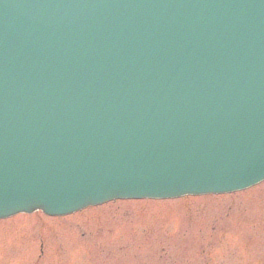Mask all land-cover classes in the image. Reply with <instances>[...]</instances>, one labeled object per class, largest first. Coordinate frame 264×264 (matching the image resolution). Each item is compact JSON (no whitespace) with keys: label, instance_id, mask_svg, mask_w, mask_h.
<instances>
[{"label":"water","instance_id":"water-1","mask_svg":"<svg viewBox=\"0 0 264 264\" xmlns=\"http://www.w3.org/2000/svg\"><path fill=\"white\" fill-rule=\"evenodd\" d=\"M264 179V0H0V218Z\"/></svg>","mask_w":264,"mask_h":264},{"label":"rangeland","instance_id":"rangeland-1","mask_svg":"<svg viewBox=\"0 0 264 264\" xmlns=\"http://www.w3.org/2000/svg\"><path fill=\"white\" fill-rule=\"evenodd\" d=\"M0 264H264V182L230 195L3 219Z\"/></svg>","mask_w":264,"mask_h":264}]
</instances>
